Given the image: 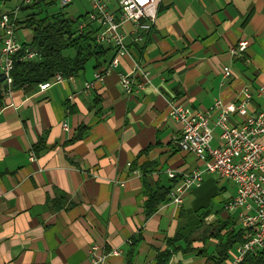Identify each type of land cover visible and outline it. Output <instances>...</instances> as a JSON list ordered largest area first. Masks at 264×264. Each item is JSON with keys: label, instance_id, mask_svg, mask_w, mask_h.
<instances>
[{"label": "crops", "instance_id": "crops-1", "mask_svg": "<svg viewBox=\"0 0 264 264\" xmlns=\"http://www.w3.org/2000/svg\"><path fill=\"white\" fill-rule=\"evenodd\" d=\"M9 3L5 12L15 8ZM141 24L123 26L129 56L90 91L85 85L94 80L95 63L45 92L20 89L4 96L0 264H94L103 257L100 264H130L129 241L139 232L143 239L132 264H156L168 238L197 227L210 193L227 197L219 201L220 215L210 212L205 225L228 221L243 229L241 210H226L237 193L231 181L204 176L182 205H161L149 219L144 181L155 191L173 184L169 171L184 179L204 168L203 160L180 149L182 128L170 117L172 105L204 113L218 100L239 103L248 88L250 114L264 110V0H162L156 21ZM135 62L150 73V83L128 95L119 74L130 73ZM244 120L230 118L233 125ZM81 126L88 130L72 141ZM216 247L210 240L203 255L178 253L169 264H211Z\"/></svg>", "mask_w": 264, "mask_h": 264}, {"label": "built area", "instance_id": "built-area-1", "mask_svg": "<svg viewBox=\"0 0 264 264\" xmlns=\"http://www.w3.org/2000/svg\"><path fill=\"white\" fill-rule=\"evenodd\" d=\"M36 0H17L18 5L3 14L0 20V74L5 77L4 95L9 96L13 89L11 73L14 68L13 56L22 49L23 42L18 37L20 11L23 5H31ZM61 7H67L75 0H53ZM92 10L89 20L100 30L96 34V42L111 46L115 55L108 65L94 74L93 82L85 85V91H90L96 83H104L107 76L119 67L121 60L129 56L126 36L122 28L127 23L140 27L142 22L154 23L162 0H90ZM50 2V1H49ZM82 28V26H81ZM246 42L241 43L239 51H243ZM36 56L29 53L28 59ZM232 75L229 67L224 68V78ZM120 83L126 94L131 95L145 90L150 83V73L144 72L141 64L135 62L128 74H119ZM74 77L65 78L58 74L53 80L41 84L38 92H45L52 87ZM264 95V87L259 90ZM252 100L251 92L246 88L243 99L239 103L224 106L221 100L207 112H194L187 107L172 105L170 117L181 125L182 134L178 140L181 150L196 155L204 161L202 170H195L184 177L180 186L171 192L172 203L183 204L185 194L192 188H199L204 175H215L221 181H231L237 188L236 196L227 203L226 210L234 212L241 210L240 225L249 230L252 237L236 248L232 264L240 263L247 254L264 249V110L250 114L248 106ZM245 118L240 125L231 124L232 116ZM66 127V126H65ZM216 130L219 136L216 139ZM171 179L176 173L169 171ZM98 251L92 248L94 255ZM117 255V252H114ZM105 259H94V264H100Z\"/></svg>", "mask_w": 264, "mask_h": 264}, {"label": "trees", "instance_id": "trees-1", "mask_svg": "<svg viewBox=\"0 0 264 264\" xmlns=\"http://www.w3.org/2000/svg\"><path fill=\"white\" fill-rule=\"evenodd\" d=\"M9 1L12 0H0V20L5 13L4 5ZM54 4L57 2L36 0L31 5L21 7L19 28L31 30L33 35L32 40L23 42L22 49L13 56L14 68L11 73L13 90L23 89L31 93L41 84L53 80L58 74L65 78L78 77L85 72L91 61L95 63L94 69L98 70L107 62L110 53L113 52L110 61L115 55L113 47L96 42V34L100 28L89 20V11L73 19L61 10L49 12L48 6ZM29 53H35L36 56L28 59ZM5 90L6 85L0 82V104L4 99ZM87 130L86 126H81L72 141L82 139ZM172 180L173 184L170 187L158 186L155 191L144 181L148 194L144 204L146 219L154 215L161 205L172 202L171 192L182 184L183 178L179 176ZM208 214L209 212H205L200 216L194 230L181 229L173 237L168 238L166 250L159 251L156 256V264H169L178 253L185 256L203 255L204 247L210 240H214L217 247L215 254L208 257V261L211 264H232L236 248L247 242L252 233L249 230L230 227L231 223L228 221L208 227L205 225ZM199 233L200 237L196 238ZM142 239V233L139 232L129 241L130 264L137 255ZM197 242L202 243L203 247L196 248L194 245ZM238 264H264V249L247 254Z\"/></svg>", "mask_w": 264, "mask_h": 264}, {"label": "rangeland", "instance_id": "rangeland-1", "mask_svg": "<svg viewBox=\"0 0 264 264\" xmlns=\"http://www.w3.org/2000/svg\"><path fill=\"white\" fill-rule=\"evenodd\" d=\"M50 2H53V0H48ZM9 4H11L10 6H16L17 5V0H12ZM10 8V7H9ZM61 10L62 12H64L65 14H67L69 17L73 18V19H77L79 16L84 15L86 12L91 11L92 10V2L90 0H75L73 2V4L67 6V7H61L60 5H49L48 6V11L49 12H53V11H59ZM22 14H20L21 17ZM32 32L31 30H28L26 28H20L18 30V37L20 38V40L22 42H30L32 40ZM94 64V61H91L87 67L91 68ZM206 176H210L209 174H205ZM215 176V175H213ZM216 177V176H215ZM218 178V177H216ZM231 193V190H230ZM225 194H222V192H217L216 194H212L210 193L209 196H207V200H206V207L203 209L204 213L206 211H208L209 213L211 212L213 216H218L220 215L219 213V207L221 205V203H219V201L221 199H226L224 196ZM203 213H200V216ZM209 215V214H208ZM218 224V223H217ZM200 237V233L196 235V238Z\"/></svg>", "mask_w": 264, "mask_h": 264}, {"label": "water", "instance_id": "water-1", "mask_svg": "<svg viewBox=\"0 0 264 264\" xmlns=\"http://www.w3.org/2000/svg\"><path fill=\"white\" fill-rule=\"evenodd\" d=\"M5 79V77L3 75L0 74V82H3Z\"/></svg>", "mask_w": 264, "mask_h": 264}]
</instances>
